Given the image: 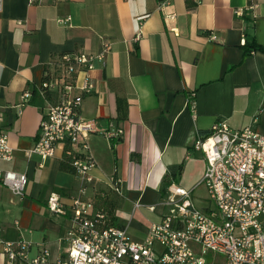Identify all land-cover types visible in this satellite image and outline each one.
I'll list each match as a JSON object with an SVG mask.
<instances>
[{
	"label": "crops",
	"instance_id": "0c3cea01",
	"mask_svg": "<svg viewBox=\"0 0 264 264\" xmlns=\"http://www.w3.org/2000/svg\"><path fill=\"white\" fill-rule=\"evenodd\" d=\"M188 2L193 8L187 0H0V128L13 151L0 169L28 179L23 197L0 186L3 241L31 243L29 257L43 247L52 260L66 249L61 239L71 222L68 215H50L45 200L56 193L68 206L79 183L59 170L60 151L45 161L31 153L45 106L36 88L61 54L97 55L110 44L104 65L94 62V90L79 117L91 126L88 147L96 164L88 196L119 198L112 224L132 241H144L167 214L159 203L170 184L189 191L197 208L206 207L195 197L203 186V156L187 154L213 123L252 125L264 135V53L244 58L241 48L252 39L264 47V0ZM110 130H121V137L105 139ZM116 179L120 195L111 190Z\"/></svg>",
	"mask_w": 264,
	"mask_h": 264
},
{
	"label": "built area",
	"instance_id": "2783aa9c",
	"mask_svg": "<svg viewBox=\"0 0 264 264\" xmlns=\"http://www.w3.org/2000/svg\"><path fill=\"white\" fill-rule=\"evenodd\" d=\"M190 1L194 5L200 2ZM30 3L42 5L46 0ZM168 17L173 19V15ZM140 36L139 28L132 41L137 42ZM109 50L110 44L104 42L97 55L61 54L43 71L36 92L45 106L31 153L45 161L60 151V161L67 160L72 168L79 185L69 205L65 206L56 193L45 200L47 212L68 215L71 226L61 239L66 249L55 260L43 247L29 257L31 243L0 238L4 264H264V135L252 125L234 129L225 120H218L197 137L187 156L191 152L203 156L205 170L200 184L208 194L206 207L197 208L189 191L171 184L159 203L169 211L151 225L142 242L130 240L126 229L114 226L109 213L88 196L96 164L88 147L91 126L81 120L79 110L84 97L94 90L90 75L94 62L103 66ZM79 75L81 82L77 84ZM29 97V93L23 94L24 100ZM121 135V130L102 133L107 140ZM12 157L7 131L0 128V165ZM27 183L26 175L0 169V186L14 196L23 197ZM120 183L116 179L111 184L118 195Z\"/></svg>",
	"mask_w": 264,
	"mask_h": 264
},
{
	"label": "trees",
	"instance_id": "16d2710c",
	"mask_svg": "<svg viewBox=\"0 0 264 264\" xmlns=\"http://www.w3.org/2000/svg\"><path fill=\"white\" fill-rule=\"evenodd\" d=\"M189 0H187V8L191 9L193 8V6L188 2ZM245 37H246V33H245ZM242 51H243V57H247L250 56L251 54L255 53V52H261L264 53V47H261L260 45H258L254 39H252L251 41H246L244 42V44L242 45ZM59 170L62 172H66V173H72L73 174V170L72 168L68 165L67 160L64 161H60L59 163ZM169 183L165 182L164 186L160 189L161 192V196L164 198L165 197V187L168 186ZM171 185V184H170ZM169 185V186H170ZM119 198L113 194V193H108L107 195H103L102 197L97 196L95 197V205L102 207L103 209H105L110 216H112V209L115 208V206L118 203Z\"/></svg>",
	"mask_w": 264,
	"mask_h": 264
},
{
	"label": "rangeland",
	"instance_id": "374dc122",
	"mask_svg": "<svg viewBox=\"0 0 264 264\" xmlns=\"http://www.w3.org/2000/svg\"><path fill=\"white\" fill-rule=\"evenodd\" d=\"M173 187L179 188L176 185H174ZM179 189H181V188H179ZM195 197L199 198L202 203L205 202V200L208 199V194H207V192H206V190H205V188L203 186H201V187H199L197 189V191L195 192ZM167 211H169V209H167Z\"/></svg>",
	"mask_w": 264,
	"mask_h": 264
}]
</instances>
